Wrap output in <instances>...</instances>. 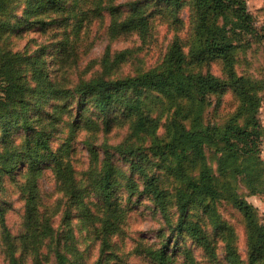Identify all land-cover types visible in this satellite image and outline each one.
<instances>
[{
	"label": "rangeland",
	"instance_id": "obj_1",
	"mask_svg": "<svg viewBox=\"0 0 264 264\" xmlns=\"http://www.w3.org/2000/svg\"><path fill=\"white\" fill-rule=\"evenodd\" d=\"M34 1L9 0L8 9L0 11V70L14 57L15 73L26 83V111L32 119L28 131L15 127L6 135L0 127V153L8 148L21 154L27 132L47 138L54 156L38 165L37 217L51 223L54 235L46 236L35 252V245L25 238L27 165L11 173L0 171V264H11V254L18 264H58L57 245L68 253L67 264H154L144 247L160 249L166 244L173 264H189V253L195 264H233L227 246L239 255V264H253L247 222L232 197L249 203L264 229V0H240L225 19L212 14L235 44L231 72L252 82L250 99L242 100L232 88L221 94L201 91L195 92V107L185 99L170 100L159 91L143 90L133 96L148 116L150 134L134 132L135 115L122 105L102 111L79 94L39 100L34 63L42 65L49 82L72 91L81 79L104 72L110 79L144 73L159 65L177 43L185 55L181 73L230 79L223 60L199 62L191 56L197 38V0H55L29 13ZM133 2L148 15L145 36L125 23ZM110 4L119 15L104 9ZM180 128L181 133L192 129L206 138L203 153L219 192L215 199L195 197L187 187L190 180L199 179L201 159L191 147L184 154L182 145L172 152L177 143L171 142V132ZM95 149L99 158L93 161ZM180 154L187 156L185 180L170 169ZM56 159L72 164L80 196L71 197L63 189ZM105 162L113 166L108 199L97 188ZM150 176L167 198V217L144 191ZM180 198L181 205L189 202L188 220L206 232L214 256L188 233L178 231ZM80 200L88 206V215L82 214ZM115 207H120V226L107 248L101 220Z\"/></svg>",
	"mask_w": 264,
	"mask_h": 264
},
{
	"label": "trees",
	"instance_id": "obj_2",
	"mask_svg": "<svg viewBox=\"0 0 264 264\" xmlns=\"http://www.w3.org/2000/svg\"><path fill=\"white\" fill-rule=\"evenodd\" d=\"M9 0H0V11L8 9ZM111 0H108L110 3ZM170 1V0H166ZM240 0H197V38L194 40L190 49L191 56H194L199 62L211 59H221L230 70V79H223L221 77L207 74V75H186L181 73V66L184 61V53L181 46L174 43L170 49L169 55L157 66L150 68L144 73L126 76L120 78L110 79L105 76L106 72L94 76L90 79H81L75 88L67 90L58 84L48 81V76L44 73L42 65L38 61L34 63V79L36 80V91L39 95V100L65 97L71 94H79L80 98L85 99L89 97L96 107L102 111H106L116 105L124 106L128 114L135 115L134 132L136 133H152L150 126H147L148 116H145L141 102L134 98V94H139L143 90H155L164 94L170 100L185 99L188 104L197 107L195 92L210 91L217 94L223 93L227 88H232L238 96L244 99H250L248 96L252 82L244 77H235L231 72L233 54L235 52V44L230 40L227 27H219L215 24L212 14L214 16H224L226 13L234 10V5ZM55 3V0H35L31 4L29 13H33L44 9L46 6ZM104 9L109 11L110 15H119L120 11L117 10L113 4L105 6ZM126 24H133L139 35L145 36L149 29V18L146 12L136 5V2L131 4V10L127 12ZM212 19V20H211ZM116 19L114 23H116ZM113 24V28H114ZM10 57L9 61L3 66L1 71L2 84L0 86V127L5 131L6 135L10 130L15 127L28 131L31 129V120L27 116V100L25 98V85L15 73V59ZM106 63V62H105ZM38 100V101H39ZM56 115L53 124L58 120ZM38 133H26V144L22 153H16L6 148L0 153L1 170L5 173H11L14 169L21 165H27L26 172L29 174L25 184L24 190L27 192L25 196V212L27 223L26 239L31 240L35 245V252H38V247L44 238L53 237L54 230L48 220H38V209L40 201L37 198L38 184L37 178L39 172L38 165L45 159L54 156V151L47 141L45 135L36 136ZM244 134V133H240ZM178 137V140H177ZM205 137L192 129L183 131L174 129L171 132L170 140L177 144H173L172 152H176L182 145V153L184 154L186 148L194 150L195 156L201 159V172L197 181L190 180L187 185L191 189L192 194L204 198L215 199L219 196V192L213 182L212 176L208 169L206 158L203 153V144ZM182 143V144H181ZM92 160H98L99 155L97 150H94ZM187 156L177 157V162L171 171L177 179L185 180L186 173L183 163ZM24 161V162H23ZM55 171L57 177L61 180V185L65 192L73 197L80 196L77 191V181L75 178V171L70 162L64 160H55ZM113 166L108 162L103 165V173L101 179L98 181L97 188L102 191L103 196L108 199L111 197L110 179L113 171ZM144 191L153 196L154 201L158 208L161 209L162 214L167 217L168 214V201L160 190L159 186L155 183L153 176L146 177ZM133 189L136 184L133 182ZM81 199V198H80ZM235 206L242 212L247 222V235H248V249L250 255V262L255 264L258 261H264V229L257 224L253 207L238 197H232ZM180 202V217L177 223L178 231H185L193 238L199 245H201L208 254L214 256L216 254L211 241L209 240L206 232L200 224L188 220V201ZM81 212L88 215V206L80 200ZM120 207H115L111 212L105 216L101 221L103 226L101 228L103 246L110 248V241L112 234L118 232L120 226L118 220L120 219ZM50 223V224H49ZM168 244L160 249H153L147 246L144 251L153 259L154 264H173L170 253L167 251ZM67 247V245H66ZM69 247V246H68ZM228 259L233 264H239V255L235 252L234 248L227 246L226 248ZM57 263L67 264L69 259L68 253L61 250L59 245L55 249ZM189 264H195V260L187 254ZM11 264H18L16 256L10 255Z\"/></svg>",
	"mask_w": 264,
	"mask_h": 264
}]
</instances>
